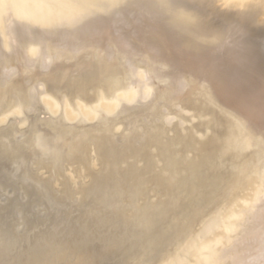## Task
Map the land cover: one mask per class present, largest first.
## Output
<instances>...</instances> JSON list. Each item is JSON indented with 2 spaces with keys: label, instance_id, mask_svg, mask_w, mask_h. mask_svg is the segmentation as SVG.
Instances as JSON below:
<instances>
[{
  "label": "bare ground",
  "instance_id": "6f19581e",
  "mask_svg": "<svg viewBox=\"0 0 264 264\" xmlns=\"http://www.w3.org/2000/svg\"><path fill=\"white\" fill-rule=\"evenodd\" d=\"M260 23L264 0H0V264H264Z\"/></svg>",
  "mask_w": 264,
  "mask_h": 264
},
{
  "label": "rangeland",
  "instance_id": "374dc122",
  "mask_svg": "<svg viewBox=\"0 0 264 264\" xmlns=\"http://www.w3.org/2000/svg\"><path fill=\"white\" fill-rule=\"evenodd\" d=\"M250 37L258 45V47L259 46H263V48L260 47L259 49L262 48L260 50V52L264 55V43H261L263 41V39H264V24L261 25V23H260L259 25H256V26L252 27L251 28V32H250ZM44 117L47 118L45 115H41V119H43Z\"/></svg>",
  "mask_w": 264,
  "mask_h": 264
},
{
  "label": "water",
  "instance_id": "95a60500",
  "mask_svg": "<svg viewBox=\"0 0 264 264\" xmlns=\"http://www.w3.org/2000/svg\"><path fill=\"white\" fill-rule=\"evenodd\" d=\"M130 255H132V253H129V252H127L124 255H121L120 258H119V260H118V262H119L118 264H130V262L132 260V256H130ZM128 259L129 260L131 259L130 262H129Z\"/></svg>",
  "mask_w": 264,
  "mask_h": 264
}]
</instances>
